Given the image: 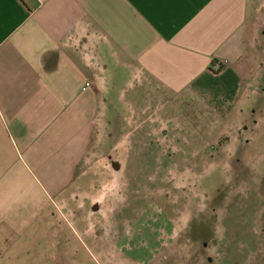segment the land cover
<instances>
[{
    "label": "crops",
    "instance_id": "1",
    "mask_svg": "<svg viewBox=\"0 0 264 264\" xmlns=\"http://www.w3.org/2000/svg\"><path fill=\"white\" fill-rule=\"evenodd\" d=\"M257 67L264 0H0V251L54 196L91 211L99 146L112 177L136 179L173 135L235 132Z\"/></svg>",
    "mask_w": 264,
    "mask_h": 264
},
{
    "label": "rangeland",
    "instance_id": "2",
    "mask_svg": "<svg viewBox=\"0 0 264 264\" xmlns=\"http://www.w3.org/2000/svg\"><path fill=\"white\" fill-rule=\"evenodd\" d=\"M261 68L235 132L226 124L219 137L173 135L179 150H164V165L133 164L136 179L112 177L114 149L99 146L94 157L109 171L86 178L95 207L72 210L54 196L48 222L11 237L0 264H264Z\"/></svg>",
    "mask_w": 264,
    "mask_h": 264
},
{
    "label": "built area",
    "instance_id": "3",
    "mask_svg": "<svg viewBox=\"0 0 264 264\" xmlns=\"http://www.w3.org/2000/svg\"><path fill=\"white\" fill-rule=\"evenodd\" d=\"M218 70H219V68H218ZM92 83H91V81H87L86 83H85V85L83 86V90H87V89H89V88H92Z\"/></svg>",
    "mask_w": 264,
    "mask_h": 264
}]
</instances>
